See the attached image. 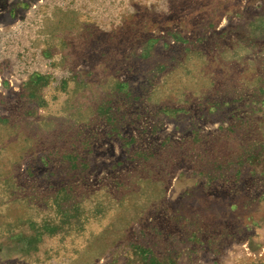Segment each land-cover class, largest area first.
Segmentation results:
<instances>
[{"label": "rangeland", "instance_id": "1", "mask_svg": "<svg viewBox=\"0 0 264 264\" xmlns=\"http://www.w3.org/2000/svg\"><path fill=\"white\" fill-rule=\"evenodd\" d=\"M0 264H264V0H0Z\"/></svg>", "mask_w": 264, "mask_h": 264}]
</instances>
